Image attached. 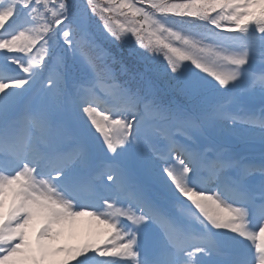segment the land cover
Returning <instances> with one entry per match:
<instances>
[{
	"label": "snow or ice",
	"instance_id": "1",
	"mask_svg": "<svg viewBox=\"0 0 264 264\" xmlns=\"http://www.w3.org/2000/svg\"><path fill=\"white\" fill-rule=\"evenodd\" d=\"M0 264H264V0H0Z\"/></svg>",
	"mask_w": 264,
	"mask_h": 264
}]
</instances>
